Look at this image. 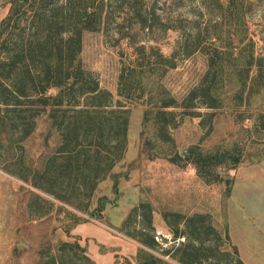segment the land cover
Returning a JSON list of instances; mask_svg holds the SVG:
<instances>
[{"label":"trees","instance_id":"16d2710c","mask_svg":"<svg viewBox=\"0 0 264 264\" xmlns=\"http://www.w3.org/2000/svg\"><path fill=\"white\" fill-rule=\"evenodd\" d=\"M116 1L121 13L115 28L133 46L135 56L119 69L115 101L80 56L83 33L111 22L110 0L107 8L106 0H8V11L0 20V149L7 135L22 151L21 142L32 134L37 118L47 115L59 143L30 178L21 173L20 154L17 172L34 189L61 203L70 227L87 221L78 213L88 212L98 183L114 176L112 168L126 151L131 102L146 104L144 123L150 125L152 137L143 145L154 151L153 156L192 163L206 183L220 179L218 167L235 168L242 150L236 144L207 149L194 144L182 157L175 150L172 129L184 116L198 117L208 134L217 112L229 104L237 120L253 117V140L264 143V59L249 35L243 0H212L218 13L211 17L207 12L203 23L188 21L189 27L159 13L155 1L154 7L150 0ZM169 29L180 34L173 51L165 55L158 43ZM150 40L154 45H147ZM197 52L205 56V70L185 94L176 97L164 78L180 58ZM255 102L259 105L253 109ZM31 198L27 207L31 218L51 213L53 201L39 193ZM100 209L90 215L100 217ZM137 215L141 221L135 230L125 232ZM163 218L173 235L185 236L172 251L159 249L154 240L148 203L134 207L119 230L179 264H243L228 231L221 233L210 213L164 212ZM225 245L230 249H223ZM38 252V264H95L78 238L59 241L54 252L49 248ZM141 253L138 250V261ZM154 260L158 261L155 256ZM114 264L131 263L116 257ZM143 264L153 263L144 259Z\"/></svg>","mask_w":264,"mask_h":264},{"label":"rangeland","instance_id":"374dc122","mask_svg":"<svg viewBox=\"0 0 264 264\" xmlns=\"http://www.w3.org/2000/svg\"><path fill=\"white\" fill-rule=\"evenodd\" d=\"M108 1L106 0V8ZM154 1L159 13L171 18L175 23L181 21L184 27H189L192 20L203 23L208 13L211 17L218 13L217 5L212 0H150L153 7ZM116 5L118 1L110 0L109 24H102L98 31L83 33L80 55L84 67L93 71L100 86L112 93L113 101L118 98L119 69L123 64L131 62L135 56L133 46L126 38H120L115 28L116 21H120L118 14L121 13ZM243 5L249 35L255 41L257 54L264 59V0H243ZM8 7V0H0V20L6 15ZM179 34V30L169 29L158 43L165 55L173 51ZM149 44L154 45V41L150 40L147 45ZM205 67L206 59L202 53L197 52L190 57L180 58L177 67L170 69L166 74L164 84L172 94L181 97L197 82ZM258 105V102H255L253 109ZM226 106L215 115L213 129L208 134L206 128L200 126L199 118L195 116H184L179 125L172 129L175 150L182 157L194 144H199L203 149L236 144L242 150L241 161L235 168L218 167L220 179L206 183L199 177L192 163L177 164L168 158L153 156L154 151L143 145L145 138L152 137L150 125L144 123L146 104L143 101L129 103L126 151L112 168L114 176L98 183L88 212L78 214L89 222L102 224L106 229L115 228L111 222L116 223V220L122 219L120 226H116L120 229L134 207L148 203L154 229L171 232L163 218L164 212H180L184 215L199 212L210 213L212 224L218 221L217 229L221 233L227 230L229 234L232 175H236L234 171H237L238 167L263 165L264 143L253 140V117L239 121L230 112V105ZM59 139L46 114L37 118L34 131L21 142L22 151L7 135H3L4 147L0 149V264H38L40 248H49L54 252L59 241H74L78 238L71 234L73 226L70 227L71 222L65 219L64 211L60 210L61 203L34 189L23 181L17 172L18 167L21 168L18 164L20 154L23 171H19L22 174L30 178L34 170H41L48 155L55 150ZM35 193L53 201L50 214L38 218L30 217L27 207ZM64 208L74 211L68 205ZM98 209L101 210L100 217L90 215L91 211L98 214ZM140 221L141 218L137 215L124 231H134ZM128 238L136 241L132 237ZM136 243L142 253L140 262L137 259L138 250L133 256L135 264H143L144 259L153 264H179L158 251L143 248L138 241ZM222 248L230 249L229 245ZM149 254L153 258H150ZM154 256L158 261L154 260Z\"/></svg>","mask_w":264,"mask_h":264},{"label":"crops","instance_id":"0c3cea01","mask_svg":"<svg viewBox=\"0 0 264 264\" xmlns=\"http://www.w3.org/2000/svg\"><path fill=\"white\" fill-rule=\"evenodd\" d=\"M234 172L229 205L231 245L237 248L243 264H264V164L238 167ZM121 220L111 222L113 229L100 223L80 222L73 225L71 234L87 247V254L95 264H114L116 257L135 264L133 256L138 244L116 228ZM214 223L217 228L219 222Z\"/></svg>","mask_w":264,"mask_h":264},{"label":"built area","instance_id":"2783aa9c","mask_svg":"<svg viewBox=\"0 0 264 264\" xmlns=\"http://www.w3.org/2000/svg\"><path fill=\"white\" fill-rule=\"evenodd\" d=\"M153 238L157 242L159 249H169L172 251L185 241V236L182 234L173 235L172 232L164 229L155 228L152 231ZM157 252V251H154ZM169 257V254L165 255Z\"/></svg>","mask_w":264,"mask_h":264}]
</instances>
